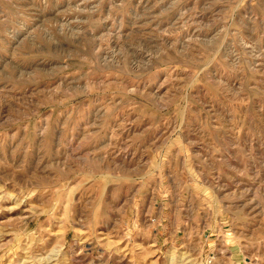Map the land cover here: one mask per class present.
<instances>
[{"label":"rangeland","instance_id":"obj_1","mask_svg":"<svg viewBox=\"0 0 264 264\" xmlns=\"http://www.w3.org/2000/svg\"><path fill=\"white\" fill-rule=\"evenodd\" d=\"M0 264H264V0H0Z\"/></svg>","mask_w":264,"mask_h":264}]
</instances>
